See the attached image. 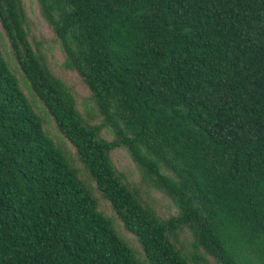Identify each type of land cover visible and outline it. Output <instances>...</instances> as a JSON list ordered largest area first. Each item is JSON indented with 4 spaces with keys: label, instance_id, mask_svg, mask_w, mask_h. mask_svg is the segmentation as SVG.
Listing matches in <instances>:
<instances>
[{
    "label": "trees",
    "instance_id": "16d2710c",
    "mask_svg": "<svg viewBox=\"0 0 264 264\" xmlns=\"http://www.w3.org/2000/svg\"><path fill=\"white\" fill-rule=\"evenodd\" d=\"M37 2L92 105L32 44L23 0H0L24 85L0 44V264H264V0ZM117 148L175 214L116 170Z\"/></svg>",
    "mask_w": 264,
    "mask_h": 264
},
{
    "label": "rangeland",
    "instance_id": "374dc122",
    "mask_svg": "<svg viewBox=\"0 0 264 264\" xmlns=\"http://www.w3.org/2000/svg\"><path fill=\"white\" fill-rule=\"evenodd\" d=\"M23 4L25 7V12L27 16V29L29 33V38L32 44L35 47H38L40 51L45 55L46 60L52 70V72L61 78L69 87H71L75 93V97L78 103V108L82 112L83 116L88 118V111L91 112V103L89 91L86 86L83 84L79 76L74 72L67 70L63 67L64 55L63 51L60 47L59 41L55 37L52 29L48 25V23L43 19L37 0H23ZM0 44L3 49V53L5 57L10 61L11 66L16 72L17 77L19 78L21 84L23 85V78L21 72L16 68L13 57L10 52L9 42L7 37L1 27L0 24ZM24 87V85H23ZM24 91L30 96L28 90L24 88ZM38 105V112L42 116L44 120H46L45 126L48 128L49 132L53 136V138L60 142L69 153L75 158L74 155V147L63 138L57 129L53 121L47 116H45L44 110L41 108V103L36 99L35 100ZM87 107V111L84 112V105ZM93 121V120H92ZM98 121V120H94ZM102 135L105 138L110 139L111 136L106 131L102 132ZM112 162L117 171L121 172V174L129 181L136 184L141 189V195L147 205L151 206L161 217H168L176 213V209L173 206L172 202L164 196L162 193L154 190L153 188H148L147 186L140 183L139 172L135 166V163L131 159L130 155L124 148L115 149L112 154ZM100 209L107 215L112 217L116 229L118 233L131 244V246L136 249L141 256V248L137 242V239L130 232L126 231L123 227L120 220H118L110 207V205L104 201L100 200ZM180 243L183 245L184 252L186 254H195L201 255V251L195 250L191 245V235L189 232L185 231L180 235ZM206 260H198L200 264H217L211 257L204 255Z\"/></svg>",
    "mask_w": 264,
    "mask_h": 264
}]
</instances>
